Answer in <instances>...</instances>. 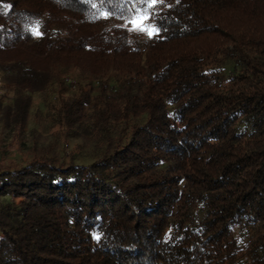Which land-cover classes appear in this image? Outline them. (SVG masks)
<instances>
[{
    "label": "trees",
    "instance_id": "1",
    "mask_svg": "<svg viewBox=\"0 0 264 264\" xmlns=\"http://www.w3.org/2000/svg\"><path fill=\"white\" fill-rule=\"evenodd\" d=\"M144 8L0 0L16 95L0 264H264V0H163L147 9L151 37L125 25ZM48 92L53 124L101 147L92 163L36 142L24 155L33 96Z\"/></svg>",
    "mask_w": 264,
    "mask_h": 264
},
{
    "label": "rangeland",
    "instance_id": "2",
    "mask_svg": "<svg viewBox=\"0 0 264 264\" xmlns=\"http://www.w3.org/2000/svg\"><path fill=\"white\" fill-rule=\"evenodd\" d=\"M139 14L142 15L143 13ZM125 25L130 29L132 28V25L128 22ZM144 25L146 28H152L149 20L144 21ZM139 32L146 33L144 31ZM77 74L75 72L71 80H66L69 96L76 89L78 81ZM5 85L4 75L2 76L0 74V87L5 91L4 94H0V149H8L13 144L15 137V131L12 126L13 110L8 113V109L14 107L16 95L12 90L5 88ZM47 95V97L44 94H35L33 96L27 126L20 141L24 155L30 156L32 154L31 148L36 142L40 153L62 161L63 163L75 161L90 164L96 158L100 157L102 152L97 141L90 137L86 138L85 136L88 135L66 137L64 132L59 130L53 124L52 120L47 117L42 101L46 99L50 105L56 99L55 94L49 93ZM14 147H16L15 144ZM238 237L243 247L250 246L252 240L251 234L239 232Z\"/></svg>",
    "mask_w": 264,
    "mask_h": 264
},
{
    "label": "snow or ice",
    "instance_id": "3",
    "mask_svg": "<svg viewBox=\"0 0 264 264\" xmlns=\"http://www.w3.org/2000/svg\"><path fill=\"white\" fill-rule=\"evenodd\" d=\"M139 2L145 6V8L142 10L143 14H139L140 10H138V15L129 19L128 23L132 25V28L129 30L144 31L150 37L154 34H158V28H156L155 26H153L152 28H146L144 25V21L151 19V17L148 15L147 9L152 8L158 3H163V0H139ZM104 18H107V14H104ZM33 34L41 35L38 25L33 29Z\"/></svg>",
    "mask_w": 264,
    "mask_h": 264
},
{
    "label": "built area",
    "instance_id": "4",
    "mask_svg": "<svg viewBox=\"0 0 264 264\" xmlns=\"http://www.w3.org/2000/svg\"><path fill=\"white\" fill-rule=\"evenodd\" d=\"M4 93H5L4 89L0 87V94H4Z\"/></svg>",
    "mask_w": 264,
    "mask_h": 264
}]
</instances>
